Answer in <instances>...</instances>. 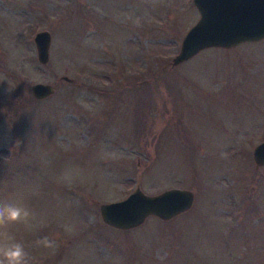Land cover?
<instances>
[{"label":"rangeland","instance_id":"374dc122","mask_svg":"<svg viewBox=\"0 0 264 264\" xmlns=\"http://www.w3.org/2000/svg\"><path fill=\"white\" fill-rule=\"evenodd\" d=\"M199 17L193 0H0V203L31 213L0 243L30 264H264V37L172 65ZM137 187L193 201L106 224L100 204Z\"/></svg>","mask_w":264,"mask_h":264},{"label":"water","instance_id":"95a60500","mask_svg":"<svg viewBox=\"0 0 264 264\" xmlns=\"http://www.w3.org/2000/svg\"><path fill=\"white\" fill-rule=\"evenodd\" d=\"M200 17L184 35L179 52L172 58L177 65L208 47H231L264 37V0H193ZM50 32L41 30L34 36L37 58L46 63ZM64 79H68L64 76ZM55 91L54 85L36 82L31 86L35 98H45ZM256 165H264V140L253 150ZM193 192L172 187L157 194H146L139 187L121 200L102 203L103 221L115 228L129 229L141 224L149 215L170 219L188 209Z\"/></svg>","mask_w":264,"mask_h":264},{"label":"clouds","instance_id":"9594fccd","mask_svg":"<svg viewBox=\"0 0 264 264\" xmlns=\"http://www.w3.org/2000/svg\"><path fill=\"white\" fill-rule=\"evenodd\" d=\"M29 209L17 203H0V226L27 221ZM0 264H30L29 254L20 242L0 243Z\"/></svg>","mask_w":264,"mask_h":264}]
</instances>
